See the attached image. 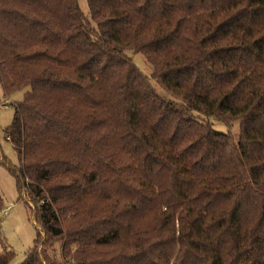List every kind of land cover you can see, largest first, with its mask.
<instances>
[{
    "label": "trees",
    "instance_id": "1",
    "mask_svg": "<svg viewBox=\"0 0 264 264\" xmlns=\"http://www.w3.org/2000/svg\"><path fill=\"white\" fill-rule=\"evenodd\" d=\"M79 1L0 0L21 264H264V0Z\"/></svg>",
    "mask_w": 264,
    "mask_h": 264
},
{
    "label": "rangeland",
    "instance_id": "2",
    "mask_svg": "<svg viewBox=\"0 0 264 264\" xmlns=\"http://www.w3.org/2000/svg\"><path fill=\"white\" fill-rule=\"evenodd\" d=\"M79 5L83 12L88 13L89 9L85 0H80ZM128 55L133 57V53H128ZM133 60L146 76H151L153 71L152 66L145 61V58L141 54L140 56H134ZM151 81L159 94L169 98L155 81ZM27 90L6 96L0 82V158L4 157L8 165L14 167L20 166L19 156L12 143L7 140L4 131L13 123L17 104L23 100ZM202 120L203 123L210 124L217 132L231 134L236 138L240 134L241 126L239 121L226 124L218 122L214 118L204 116H202ZM23 198H21L17 190L14 176L9 172L7 167L0 164V202L3 207L1 210L7 209L8 211L7 215H3L0 212V232L5 244L15 253V259L11 264H21L24 262L26 255L34 247L37 237V226L33 220L32 206H34V203H30L29 197L25 196V194ZM2 249L0 243V251ZM55 252L56 254H60V245L56 246Z\"/></svg>",
    "mask_w": 264,
    "mask_h": 264
},
{
    "label": "built area",
    "instance_id": "3",
    "mask_svg": "<svg viewBox=\"0 0 264 264\" xmlns=\"http://www.w3.org/2000/svg\"><path fill=\"white\" fill-rule=\"evenodd\" d=\"M0 212H1L3 215H7V214H8L7 209L1 210V208H0Z\"/></svg>",
    "mask_w": 264,
    "mask_h": 264
}]
</instances>
